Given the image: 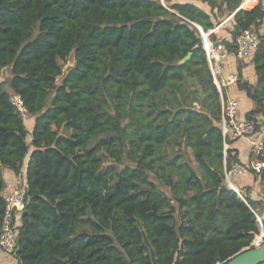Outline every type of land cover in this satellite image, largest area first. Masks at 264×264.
Listing matches in <instances>:
<instances>
[{"label":"trees","instance_id":"1","mask_svg":"<svg viewBox=\"0 0 264 264\" xmlns=\"http://www.w3.org/2000/svg\"><path fill=\"white\" fill-rule=\"evenodd\" d=\"M164 1L0 0V233L1 169L27 160L18 264H225L252 248L257 203L224 182L237 152L196 26L233 14V55L240 31L260 32L257 84L237 81L260 130L264 0Z\"/></svg>","mask_w":264,"mask_h":264},{"label":"built area","instance_id":"2","mask_svg":"<svg viewBox=\"0 0 264 264\" xmlns=\"http://www.w3.org/2000/svg\"><path fill=\"white\" fill-rule=\"evenodd\" d=\"M260 32L255 27L240 31L235 40V56L240 59H250L259 42ZM203 43V41H202ZM206 60L215 85L221 98V131L225 139L237 140L245 139L248 142L249 162L244 163L239 160L231 163L224 172V181L228 182V187L235 191L243 199L241 191L234 181L244 180L249 176L254 177L262 186L261 199L264 200V141L260 130H256L252 121L240 118L238 115V102L225 96V89L236 80V76H224L223 62L229 56L226 47L219 41L207 40L203 43ZM11 103L20 112H24L18 95L10 96ZM261 129V128H260ZM232 181V183H231ZM5 202V209L1 222L0 251L11 255L15 251L17 231L16 217L20 214L25 200V189L16 188L2 196ZM258 226V233L251 243L252 247L264 242V218L254 213ZM216 264H223L218 262Z\"/></svg>","mask_w":264,"mask_h":264},{"label":"crops","instance_id":"3","mask_svg":"<svg viewBox=\"0 0 264 264\" xmlns=\"http://www.w3.org/2000/svg\"><path fill=\"white\" fill-rule=\"evenodd\" d=\"M248 0H243L242 4L240 5V10L249 11L255 7L258 0H255L252 3L250 8H244V4H246ZM203 8V7H202ZM206 9V8H204ZM233 14H225L224 16H218L213 29L207 32H203L198 26L197 29L202 36H206V41L210 40L211 37H214L216 41H227L231 42V32L233 31ZM204 41V37L203 40ZM205 43V41L203 42ZM223 73L225 77L229 75L236 76V80H234L226 89H225V96L227 98L233 99L238 102V115L240 118H244L248 112L255 109V103L248 98L245 91L239 90L237 87V81L240 80L241 82H247L250 86L255 87L257 84V77L254 71V65L250 59H240L235 56V54H229L226 60L223 62ZM221 101V98H220ZM257 120H260V116H256ZM217 126L221 129V122L217 123ZM261 134L264 136V127L260 129ZM228 141H231L228 144L224 145V151L232 149L237 152V159L241 162L247 163L249 162V152H248V142L245 139H237L231 140L228 138ZM27 160L24 162V166L21 169L18 176H16L11 170L7 168L1 169L2 178L4 181V189L2 190V196L8 192H11L13 189L16 188H24L25 187V168H26ZM226 185L228 182L224 181ZM236 186L243 191L247 195V197L257 203L256 213L260 217L264 218V206L263 201L261 199V193L263 192V188L261 184L254 179V177L249 176L244 180H237L234 181ZM232 183V181H231ZM19 215L16 217V226H19ZM0 264H18L16 258L12 255L5 254L4 252L0 251Z\"/></svg>","mask_w":264,"mask_h":264},{"label":"water","instance_id":"4","mask_svg":"<svg viewBox=\"0 0 264 264\" xmlns=\"http://www.w3.org/2000/svg\"><path fill=\"white\" fill-rule=\"evenodd\" d=\"M188 54L184 60L189 58ZM264 263V242L250 249H244L229 258L225 264H263Z\"/></svg>","mask_w":264,"mask_h":264},{"label":"rangeland","instance_id":"5","mask_svg":"<svg viewBox=\"0 0 264 264\" xmlns=\"http://www.w3.org/2000/svg\"><path fill=\"white\" fill-rule=\"evenodd\" d=\"M161 2L162 5L166 6V2L164 0H159ZM177 2H183V0H175ZM200 1H197V3L200 5V6H203L202 3H199ZM244 8H246V4H244ZM248 5V4H247ZM200 34V39L201 41L203 40V37H204V41H205V44H206V36H202L201 33ZM203 41V42H204ZM73 64V56L70 55L69 58L65 61V62H60V65H61V68L63 70V72L65 73L69 67H71ZM9 78V73H8V70L7 69H3L0 71V81H4L6 82L7 79ZM61 79L62 78H58L57 82L60 83L61 82ZM23 113V119H24V123H25V126L27 129H30V125H31V122H32V118H29L26 114H24V112L22 111ZM260 122H262V118H260L259 120ZM28 142H29V139H28Z\"/></svg>","mask_w":264,"mask_h":264}]
</instances>
